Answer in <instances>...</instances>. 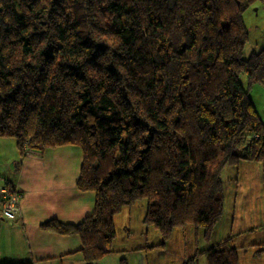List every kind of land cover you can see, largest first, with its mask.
I'll return each mask as SVG.
<instances>
[{
  "label": "trees",
  "instance_id": "obj_1",
  "mask_svg": "<svg viewBox=\"0 0 264 264\" xmlns=\"http://www.w3.org/2000/svg\"><path fill=\"white\" fill-rule=\"evenodd\" d=\"M256 1L0 0V138L21 158L79 148L76 188L95 195L82 222L40 230L77 236L94 264L114 253V217L146 200L156 247L188 226L210 240L227 169L264 166V120L249 96L264 85V47L245 56ZM202 256L238 264L231 236L182 264Z\"/></svg>",
  "mask_w": 264,
  "mask_h": 264
},
{
  "label": "crops",
  "instance_id": "obj_2",
  "mask_svg": "<svg viewBox=\"0 0 264 264\" xmlns=\"http://www.w3.org/2000/svg\"><path fill=\"white\" fill-rule=\"evenodd\" d=\"M262 47L264 44L260 45ZM3 139L0 138V155L7 147ZM7 153L8 156L11 155L12 163L0 161V186L17 187L21 191V199L16 223H10L0 215V264H84L83 257L78 252L81 244L77 236H62L39 228L41 223L49 220L78 224L92 214L95 205L94 193L80 192L76 188L82 163L80 149L62 146L48 149L41 154H29L24 158L20 157L17 149L15 154H11L10 149ZM224 187L222 219L214 227L210 240L205 242L206 245L201 248L195 245L192 255L197 250L207 248V244L208 247L214 246L231 236L238 264H264V252L259 256L254 254L256 250L264 248V166L243 162L236 168L227 169ZM255 196L260 197V201H256ZM136 204H141V201L123 208L114 217V253L102 257L94 264H120L121 258L126 259L127 264H153V258L166 254V244L163 248L156 247L161 243L160 235H156L155 244L148 242L149 228L152 227L143 223L146 209L144 203L145 209L141 208L142 204L139 205L137 215L136 231L140 243L135 248H130L117 242V218L121 214H127L125 220L128 224L135 212V206H138ZM237 213L240 225L235 224ZM125 234L127 242L132 240V232L128 228ZM195 234L198 237L196 229ZM182 255L180 252L171 253L168 264H182L192 256ZM197 264H207V261L202 256L198 258Z\"/></svg>",
  "mask_w": 264,
  "mask_h": 264
},
{
  "label": "rangeland",
  "instance_id": "obj_3",
  "mask_svg": "<svg viewBox=\"0 0 264 264\" xmlns=\"http://www.w3.org/2000/svg\"><path fill=\"white\" fill-rule=\"evenodd\" d=\"M244 23L249 32V42L245 48V56L247 57V55H249L252 50L257 51L260 48V45L264 44V2L262 0H257L254 4L250 6V8H248L245 11ZM240 81L242 83V86L245 89H247L246 80L243 75L240 77ZM249 96L251 98L254 108L257 110V112L264 120V85H259V84L253 85L249 91ZM3 140L6 142L7 147L6 150H4V153L0 155L1 156L0 161L6 160L8 161L9 164L12 163V157L11 155L8 156L7 152L8 149H10L11 154L12 152H14L15 154V150H16V146L14 142L15 140L13 138H4ZM5 155L7 157H5ZM260 199H261L260 197L258 198L255 196L256 201H260ZM143 203L146 204V200H142L141 204L143 205ZM141 204H136L138 206H135L134 208L135 212L132 213V216L128 224L125 220L127 218V214H121V216H118L117 218L118 219L116 223L117 242L122 246L135 248V245L137 246L141 241L139 240V235L137 234L136 231V228L138 227V223H137V215L139 212L138 207ZM141 208L145 209L144 205L141 206ZM238 215L239 214L237 213L235 216L236 225H240L238 222L239 220ZM126 228H128V230L132 232L131 234L132 240H130L129 242H127L125 239ZM185 229L186 230H184V228L183 229L176 228L174 230L170 239L165 243L167 246V250L165 252L166 254H164V256L162 255L159 258H153L154 260L153 264H168L169 263L168 260L171 257V253L180 252L181 254H183L182 256H190L193 254L195 245H197L199 248L204 247L206 245L205 243L206 241L204 239H203L204 241L202 240L201 229H196L198 231V237L195 234V229L193 227H186ZM156 235H159L158 232L155 231L153 228H149V234H148L149 244H155Z\"/></svg>",
  "mask_w": 264,
  "mask_h": 264
},
{
  "label": "built area",
  "instance_id": "obj_4",
  "mask_svg": "<svg viewBox=\"0 0 264 264\" xmlns=\"http://www.w3.org/2000/svg\"><path fill=\"white\" fill-rule=\"evenodd\" d=\"M20 199L21 192L17 187L0 186V215L3 219L10 223H16L18 221Z\"/></svg>",
  "mask_w": 264,
  "mask_h": 264
}]
</instances>
